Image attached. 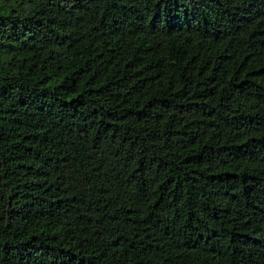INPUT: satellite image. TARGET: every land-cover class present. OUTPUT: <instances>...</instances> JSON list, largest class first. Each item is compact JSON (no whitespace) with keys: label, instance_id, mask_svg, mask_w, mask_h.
Masks as SVG:
<instances>
[{"label":"trees","instance_id":"obj_1","mask_svg":"<svg viewBox=\"0 0 264 264\" xmlns=\"http://www.w3.org/2000/svg\"><path fill=\"white\" fill-rule=\"evenodd\" d=\"M0 264H264V0H0Z\"/></svg>","mask_w":264,"mask_h":264}]
</instances>
